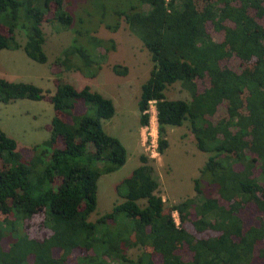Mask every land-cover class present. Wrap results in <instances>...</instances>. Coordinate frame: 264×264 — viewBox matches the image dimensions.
I'll use <instances>...</instances> for the list:
<instances>
[{"label": "trees", "instance_id": "16d2710c", "mask_svg": "<svg viewBox=\"0 0 264 264\" xmlns=\"http://www.w3.org/2000/svg\"><path fill=\"white\" fill-rule=\"evenodd\" d=\"M82 2L0 0V50L21 46L29 59L44 63L41 25L56 23L73 34L58 64L92 77L88 70L100 67L94 48L110 49L113 43L79 30L80 24L91 21L90 7L95 17L111 19L104 23L107 29H116L122 17L151 61L136 104L140 126L148 124L153 104L156 152L162 154L168 145L166 128L187 120L195 146L209 155L193 179L194 195L165 211L150 158L140 153L139 164L116 185L121 201L88 220L97 179L121 167L126 150L102 128V120L114 114L111 99L57 75L47 95L53 111L48 136L33 144L29 155L23 156L0 129V264H68L75 249L84 253L75 255L73 264H154L153 256L160 264H264V0H203L200 7L196 0ZM15 31L23 33L22 45ZM212 32L221 38H212ZM231 57L250 64L239 69L222 64ZM111 70L123 75L127 69L112 64ZM174 82L187 91L188 100L165 97ZM44 94L31 82L0 77L3 104L37 101ZM246 204L255 207L258 218L244 226L239 211ZM37 213L44 232L34 237L26 226ZM186 220L207 235L190 233ZM135 246L144 249L129 257L128 247ZM179 247L187 249V259Z\"/></svg>", "mask_w": 264, "mask_h": 264}, {"label": "rangeland", "instance_id": "374dc122", "mask_svg": "<svg viewBox=\"0 0 264 264\" xmlns=\"http://www.w3.org/2000/svg\"><path fill=\"white\" fill-rule=\"evenodd\" d=\"M70 1L76 3V6L85 3L82 2L83 0ZM114 1L116 0H111L109 4L114 3ZM196 4L200 7L203 0H196ZM73 12L86 17L82 10H73ZM89 13L93 14L89 17L91 21L82 22L79 30L88 31L87 34L100 39H110L113 43V48L110 49L102 46L94 48L92 56L98 61L100 67L88 70L94 73L92 77L87 72L81 73L74 69L65 70L58 64L57 60L62 57V51L70 43L73 34L69 28H60L56 23L43 21L41 25L44 36L42 47L47 57L44 63H37L29 59L21 46L16 50H0V77L11 81L31 82L45 93V97L37 101L20 99L7 104L0 102V129L16 141L17 150L26 157L30 154V148L33 144L39 143L48 136L53 111L47 100V95L53 91L57 75H60L58 77L68 81L75 88H80L84 84L89 85L93 90L111 99L114 114L109 119L102 120V128L106 133L121 141L126 150V159L117 170L101 174L97 179L96 205L87 219L92 221L95 217L109 211L114 203L121 201L122 198L116 192V185L139 164L138 155L140 153H144L150 158L158 183L156 194L162 198L164 210L169 211L172 204L194 195L193 179L198 177L199 170L209 153L197 149L187 120H184L180 126L166 128L168 145L162 154L156 152L153 104H150L148 109L149 120L146 126H140L138 122L136 104L139 86L147 78L151 68L149 55L140 40L128 30L122 17L119 19L118 27L111 30L107 29L104 24L108 17L105 19L95 17L97 15H95L96 12L92 7L89 8ZM50 16V13L45 15V17ZM107 22H111V19ZM0 29L3 31L1 25ZM211 35L215 39L221 38V33L212 32ZM14 36L22 45L24 42L23 33L15 31ZM69 58L74 64H79L76 56L69 55ZM112 64L125 66L127 69L125 74H114L111 70ZM222 64L239 69L244 65L248 66L250 63L240 62L237 58L231 57L228 60H223ZM164 94L168 99L188 100L189 98L187 91L180 86L179 82L168 85ZM57 114L68 120L67 115ZM3 167L0 161V168ZM252 173L255 177L258 176L259 169L253 168ZM171 215L175 224L180 226L176 212H171ZM239 215L243 219L244 226L257 222L258 212L252 204H246L240 209ZM189 219H194L193 214L189 216ZM184 226L196 237L207 235L206 233L195 232L189 220L184 222ZM26 227L29 234L34 237H38L41 232H44L41 226V214L33 215L27 221ZM1 245L7 246L4 238L1 240ZM141 249L144 248L128 247L126 252L129 257H134ZM82 253L84 252L80 249L73 250L71 252L72 258L68 264H73V257ZM178 253L183 258H188L189 252L186 248L179 247ZM153 260L154 264H160L159 258L153 256Z\"/></svg>", "mask_w": 264, "mask_h": 264}, {"label": "crops", "instance_id": "0c3cea01", "mask_svg": "<svg viewBox=\"0 0 264 264\" xmlns=\"http://www.w3.org/2000/svg\"><path fill=\"white\" fill-rule=\"evenodd\" d=\"M9 50H11V49H9ZM14 50H16V49H14ZM17 100H20V99H17ZM17 100H14V101H17ZM33 101H36V100H33Z\"/></svg>", "mask_w": 264, "mask_h": 264}]
</instances>
